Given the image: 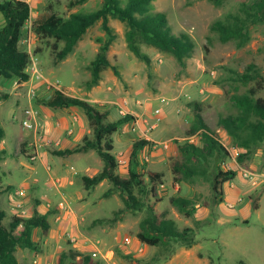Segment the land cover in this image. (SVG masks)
Returning <instances> with one entry per match:
<instances>
[{
  "label": "rangeland",
  "instance_id": "374dc122",
  "mask_svg": "<svg viewBox=\"0 0 264 264\" xmlns=\"http://www.w3.org/2000/svg\"><path fill=\"white\" fill-rule=\"evenodd\" d=\"M26 1L31 17L19 48L31 55L30 79L24 83L0 79V94L6 95L0 100V125L6 133L0 141V191L4 192L0 206L7 213V226L13 216L28 218L38 210L50 213L51 228L47 234L36 231L37 251L17 250L19 262L83 264L89 257L90 264H264V143L240 164L239 155L247 150L219 127L221 118L239 113L230 81L234 72L244 73L255 64L264 76V22L251 28L252 41L241 49L222 43L211 30L214 22L229 14L243 15V5L256 0H224L218 6L211 0H153L150 14L166 13L173 34H187L195 43L194 52L183 62L140 41L142 57H138L126 40V23L111 19L118 36L108 57L121 75L109 68L91 90L86 87L89 66L106 39L102 22L92 26L74 52L59 63L53 48L56 40L42 38L36 28L52 14L68 18L94 12L103 0L76 7L70 6L72 0ZM4 23L0 13V26ZM33 60L40 79L33 74ZM58 90L110 111L109 121L134 117L113 136L117 173L128 176L134 143L149 140L151 145L141 151L140 160L147 169L163 174V185L145 177L151 190L147 202L161 219L175 221L180 230H194L192 248L173 244L167 257L165 248L142 243L138 233L147 210H125L117 193L106 197L112 188L108 181L91 190L83 186L82 177L95 176L104 163L94 150L59 154L81 146L86 135L93 138V128L81 108L48 105ZM257 97L264 98V87ZM197 115L218 134L230 156L214 158L206 175L183 181L173 165L182 160V145L194 136L200 143V132L189 135ZM28 119L38 130L24 127ZM23 143L28 145L27 154L21 152ZM218 168L238 172L233 182L225 184L222 201L213 190ZM178 196L194 202L197 210L191 218L171 204L170 199Z\"/></svg>",
  "mask_w": 264,
  "mask_h": 264
},
{
  "label": "trees",
  "instance_id": "16d2710c",
  "mask_svg": "<svg viewBox=\"0 0 264 264\" xmlns=\"http://www.w3.org/2000/svg\"><path fill=\"white\" fill-rule=\"evenodd\" d=\"M89 0H72L71 7L87 3ZM217 6L224 0H211ZM153 0H103L101 8L91 13H73L68 18L52 14L36 32L42 38H54L53 45L57 62L64 61L72 54L79 41L97 22H102L106 39L101 42L95 59L89 66L90 79L86 82L87 89L100 85L103 72L112 69L115 75L121 73L108 57L112 45L117 40V34L110 25L111 19L126 23L128 31L126 40L129 48L138 57H142L139 41L152 46L160 52L173 54L179 62L192 55L195 43L187 34L176 36L168 22L166 13L150 14ZM243 15L229 14L224 20L213 23L211 30L218 35L222 43H234L238 49L246 47L252 41L251 28L264 22V0H256L251 5H243ZM0 13L5 23L0 26V79H17L21 83L27 82L30 75L27 68L31 63V55L19 48L22 33L31 17V7L26 0L0 1ZM59 43L63 48L59 49ZM235 93L233 101L239 109L237 115L223 117L219 120V127L227 131L239 147L246 149L239 155L238 161L244 163L252 149L264 143V98L257 97L258 90L264 87V76L255 64L247 67L244 73L234 72L230 79ZM252 83H255L252 86ZM0 94V100L5 98ZM54 108L78 107L84 110L93 128V138L83 137V144L74 150L59 152L61 155L88 152L94 150L102 159L104 166L95 176H83L82 184L91 190L104 181L112 184L105 196L119 194L125 210L137 213L147 210L148 216L141 222L139 240L152 247L165 248L169 257L171 246L181 244L192 248L196 244L195 232L192 228L180 230L175 221L161 219L152 205L147 202L151 193L145 177L150 183L163 185V174L147 169L140 160V153L151 142L140 139L133 145L130 155L128 176L122 177L117 171L119 163L113 153V136L127 123L134 119L131 115L109 121L110 111H102L89 101L65 95L62 91H55L54 97L48 102ZM200 132L201 140L187 142L181 146L182 160L173 165L175 175H181L182 180L195 175H206L211 161L219 157L227 159L230 156L228 149L218 139V134L212 131L201 115H197L189 135ZM6 133L0 125V141L5 139ZM21 152L27 154L26 143H23ZM238 176L236 170L224 171L218 168L213 181V190L222 201L225 196V184L233 182ZM180 180V179H177ZM4 192L0 191V199ZM171 204L186 218H191L196 212L192 199L185 196L172 197ZM258 207L255 204L254 209ZM50 213H41L36 210L31 217L13 216L9 225L4 221L7 213L0 206V264H21L16 252L19 248L37 251L38 243L35 240L36 231L47 234L51 228ZM39 230V231H38ZM89 257L84 258L83 264H90Z\"/></svg>",
  "mask_w": 264,
  "mask_h": 264
},
{
  "label": "built area",
  "instance_id": "2783aa9c",
  "mask_svg": "<svg viewBox=\"0 0 264 264\" xmlns=\"http://www.w3.org/2000/svg\"><path fill=\"white\" fill-rule=\"evenodd\" d=\"M32 71H33V74L35 75V77H36L37 79H40V78H41V76H40V74H39V70H38V68H37V63L35 62V60L32 61ZM158 113H159V111H158ZM157 120L160 122V121H161V117L158 116V117H157ZM23 125H24V127H25L26 129H28V130H33V129L38 130V129H37L38 126H37L36 124H34L33 122H31L29 119H28V120H25V121L23 122ZM195 139H196L195 136L192 137V138L190 139V142H195ZM46 142L49 143V141H46ZM166 147H168L167 144H166Z\"/></svg>",
  "mask_w": 264,
  "mask_h": 264
},
{
  "label": "crops",
  "instance_id": "0c3cea01",
  "mask_svg": "<svg viewBox=\"0 0 264 264\" xmlns=\"http://www.w3.org/2000/svg\"><path fill=\"white\" fill-rule=\"evenodd\" d=\"M4 141V140H3Z\"/></svg>",
  "mask_w": 264,
  "mask_h": 264
}]
</instances>
